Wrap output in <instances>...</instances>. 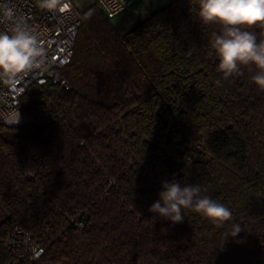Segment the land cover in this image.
Wrapping results in <instances>:
<instances>
[{"label":"trees","instance_id":"trees-1","mask_svg":"<svg viewBox=\"0 0 264 264\" xmlns=\"http://www.w3.org/2000/svg\"><path fill=\"white\" fill-rule=\"evenodd\" d=\"M80 12L69 89L30 86L24 123L0 124V264L17 225L43 248L27 264H264L254 66L218 72L221 26L199 20L198 0H172L126 31L94 3ZM172 180L200 185L232 220L183 209L172 224L149 212ZM233 224L243 231L224 242Z\"/></svg>","mask_w":264,"mask_h":264},{"label":"clouds","instance_id":"clouds-1","mask_svg":"<svg viewBox=\"0 0 264 264\" xmlns=\"http://www.w3.org/2000/svg\"><path fill=\"white\" fill-rule=\"evenodd\" d=\"M61 0H42V6L55 8ZM198 17L205 24L221 26L219 34L214 33L212 47L219 58L217 66L224 78L241 74V67L256 69L252 80L260 90H264V39L250 30L256 26L264 28V0H198ZM45 48L22 22L8 32H0V78L14 82L22 73L38 67ZM19 109L4 116L8 124H19ZM158 199L149 207V212L170 221L182 223L183 209H191L214 224H224L232 220L231 210L206 195L198 184L181 185L179 181H163ZM243 230L233 224L225 234L224 242L235 239ZM242 242V241H240Z\"/></svg>","mask_w":264,"mask_h":264},{"label":"built area","instance_id":"built-area-1","mask_svg":"<svg viewBox=\"0 0 264 264\" xmlns=\"http://www.w3.org/2000/svg\"><path fill=\"white\" fill-rule=\"evenodd\" d=\"M92 1L107 18L112 19L130 9L138 0ZM80 10L76 0H61L55 8L43 7L42 0H0V32L11 34L15 25L22 22L45 48L38 67L20 74L11 83L0 78V124L18 126L24 123L22 115L19 124L11 125L4 121V116L17 108L21 114V100L30 86L50 82L69 89L70 84L62 75V70L73 56L75 39L82 23ZM78 225L83 227L82 223ZM7 249L9 256L3 264H27L43 253V248L20 225L10 231Z\"/></svg>","mask_w":264,"mask_h":264},{"label":"rangeland","instance_id":"rangeland-1","mask_svg":"<svg viewBox=\"0 0 264 264\" xmlns=\"http://www.w3.org/2000/svg\"><path fill=\"white\" fill-rule=\"evenodd\" d=\"M82 9L93 3L92 0H76ZM172 0H138L130 9L123 11L110 20L118 31H126L140 23L148 14L166 5Z\"/></svg>","mask_w":264,"mask_h":264}]
</instances>
